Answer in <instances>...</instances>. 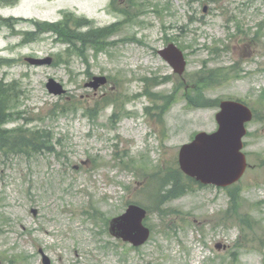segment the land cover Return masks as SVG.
I'll return each mask as SVG.
<instances>
[{"label": "rangeland", "instance_id": "374dc122", "mask_svg": "<svg viewBox=\"0 0 264 264\" xmlns=\"http://www.w3.org/2000/svg\"><path fill=\"white\" fill-rule=\"evenodd\" d=\"M23 6L45 22L74 17L79 33L115 27L74 44L47 29L44 42L19 47L21 35L0 23L1 129L44 133L46 144L33 151L17 140L10 151L12 140H0V264H43L40 249L50 264H264V0ZM0 13L13 11L0 3ZM169 43L184 53L182 77L159 54ZM31 48L52 62L22 64ZM211 72L216 82H199ZM94 75L107 77L97 90L85 86ZM49 78L66 92L49 93ZM226 99L253 110L249 165L231 186L202 185L181 171L178 152L217 129ZM175 183L183 193L163 197ZM130 203L147 210L151 231L138 247L108 232Z\"/></svg>", "mask_w": 264, "mask_h": 264}, {"label": "water", "instance_id": "95a60500", "mask_svg": "<svg viewBox=\"0 0 264 264\" xmlns=\"http://www.w3.org/2000/svg\"><path fill=\"white\" fill-rule=\"evenodd\" d=\"M160 55L182 75L186 60L183 52L173 43L159 50ZM52 58L45 57V64ZM107 81L105 76H93L86 84L97 89ZM46 87L53 95H62L66 89L61 83L49 78ZM253 117L252 110L243 102L226 99L219 104L215 114L217 129L212 132L199 131L194 138L183 144L178 152L181 171L202 185L227 187L237 182L244 174L248 164L243 152V137L247 132L246 123ZM33 214L36 210L32 209ZM147 210L135 203L129 204L125 211L109 221L108 231L117 239L133 246L143 245L150 236V229L144 224ZM43 264H50L49 257L39 250Z\"/></svg>", "mask_w": 264, "mask_h": 264}, {"label": "trees", "instance_id": "16d2710c", "mask_svg": "<svg viewBox=\"0 0 264 264\" xmlns=\"http://www.w3.org/2000/svg\"><path fill=\"white\" fill-rule=\"evenodd\" d=\"M126 13V12H125ZM73 23L74 26H77V20L74 17H71V19L69 20V22L67 23V21L64 22H45V30L50 29L53 30L55 32L58 33V37L66 43H75L78 41H82L83 43H87V42H94L95 37H98L100 35H107L108 33H111L112 28L115 27L113 25L111 26H107L105 28H101V29H96V30H89L87 32H83V33H79L74 31V29H72L70 27V24ZM101 46L100 42L97 40L96 41V45L95 47H99ZM204 78H201V80H199V82L201 81V83L205 84H211L213 82H216L217 80H215L216 77H218L217 74L214 73H208L207 75H205V73L203 74ZM8 91H5V93H7ZM262 98H264V96H262ZM1 100V99H0ZM4 100V99H3ZM2 105L0 102V114H1V122H2ZM37 134H41V135H37ZM24 133L21 134H10V131L8 132H3V130L0 128V140H12L10 142L11 145H9V150L10 151H15L16 146L19 144H16L17 140H19L20 144L22 146H26L29 147L31 150L33 151H37L40 148H45L46 144H45V134L44 133H40V132H32L30 133L29 137L26 138L24 137ZM5 144V141H2L0 144V147L3 146ZM48 149V148H46ZM183 193L182 187L179 184H173V186L169 189L166 190V192L163 194V197H176L180 194Z\"/></svg>", "mask_w": 264, "mask_h": 264}, {"label": "flooded vegetation", "instance_id": "af4514ba", "mask_svg": "<svg viewBox=\"0 0 264 264\" xmlns=\"http://www.w3.org/2000/svg\"><path fill=\"white\" fill-rule=\"evenodd\" d=\"M24 1L25 0H0L2 6L13 11L12 14L7 16L0 13V23H3L1 25L10 29V34L21 35L19 47H23L30 43L45 41V16L43 17L40 13H32V16H27V9L23 6ZM205 9L204 7V10ZM23 23H29L31 26L28 29L20 28L19 25ZM21 59L24 60L22 64H27L29 67H45V54L39 53L36 49H29V52L22 56Z\"/></svg>", "mask_w": 264, "mask_h": 264}]
</instances>
